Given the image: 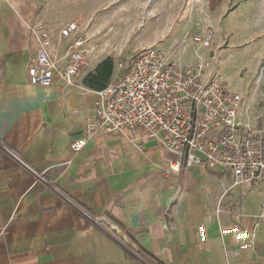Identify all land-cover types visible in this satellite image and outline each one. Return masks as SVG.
Instances as JSON below:
<instances>
[{"label": "crops", "instance_id": "0c3cea01", "mask_svg": "<svg viewBox=\"0 0 264 264\" xmlns=\"http://www.w3.org/2000/svg\"><path fill=\"white\" fill-rule=\"evenodd\" d=\"M41 9L0 0V264H141L136 252L157 264H264V195L233 187L230 172L165 176L175 157L139 131L73 152L97 98L83 80L102 61L69 90L33 85L28 28L44 25ZM180 46L171 54L188 66L194 46Z\"/></svg>", "mask_w": 264, "mask_h": 264}, {"label": "built area", "instance_id": "2783aa9c", "mask_svg": "<svg viewBox=\"0 0 264 264\" xmlns=\"http://www.w3.org/2000/svg\"><path fill=\"white\" fill-rule=\"evenodd\" d=\"M37 49L28 65L33 85L69 90L89 65L90 35L76 21L54 31L29 26ZM181 45L196 47L197 62L184 66L171 53L145 49L125 74L96 92L93 115L83 137L72 142L74 153L98 136H126L139 131L157 141L175 160L167 175L182 166L224 169L233 187L264 195V129L249 115L247 98L225 84L200 54L211 48L208 38L186 36ZM259 218L264 220V202ZM143 264H157L141 252Z\"/></svg>", "mask_w": 264, "mask_h": 264}, {"label": "rangeland", "instance_id": "374dc122", "mask_svg": "<svg viewBox=\"0 0 264 264\" xmlns=\"http://www.w3.org/2000/svg\"><path fill=\"white\" fill-rule=\"evenodd\" d=\"M41 21L54 31L76 21L91 37L87 73L112 58L117 80L126 72L118 65L129 66L145 49L171 53L186 36L208 38L204 61L247 98L250 118L264 129V0H42Z\"/></svg>", "mask_w": 264, "mask_h": 264}, {"label": "trees", "instance_id": "16d2710c", "mask_svg": "<svg viewBox=\"0 0 264 264\" xmlns=\"http://www.w3.org/2000/svg\"><path fill=\"white\" fill-rule=\"evenodd\" d=\"M114 66L112 58L103 60L93 72L88 73L84 78V86L97 92L104 90L110 84L114 73Z\"/></svg>", "mask_w": 264, "mask_h": 264}, {"label": "bare ground", "instance_id": "6f19581e", "mask_svg": "<svg viewBox=\"0 0 264 264\" xmlns=\"http://www.w3.org/2000/svg\"><path fill=\"white\" fill-rule=\"evenodd\" d=\"M121 240V239H120ZM125 242V241H124Z\"/></svg>", "mask_w": 264, "mask_h": 264}]
</instances>
